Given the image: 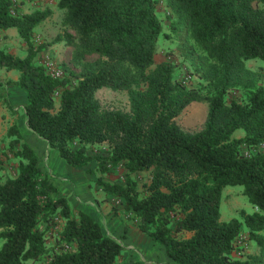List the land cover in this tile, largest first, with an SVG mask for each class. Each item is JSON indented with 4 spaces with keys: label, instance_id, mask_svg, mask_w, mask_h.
I'll return each mask as SVG.
<instances>
[{
    "label": "trees",
    "instance_id": "obj_1",
    "mask_svg": "<svg viewBox=\"0 0 264 264\" xmlns=\"http://www.w3.org/2000/svg\"><path fill=\"white\" fill-rule=\"evenodd\" d=\"M167 5L165 31L157 0H59L70 33L65 43L73 83L54 77L36 59L47 43L35 44L33 31L51 10L22 12L14 0H0V30L14 28L26 44L23 57L0 47V68L18 71L27 126L67 164L84 167L96 160L104 173L123 163L124 183L99 176L97 184L123 202L175 264H264V68L246 65L264 61V0ZM161 37L177 39L170 53L185 55L195 85L175 79L174 62L155 61ZM102 87L125 90L129 109L104 108L95 95ZM230 90L241 98L227 102ZM201 99L208 103L202 127L184 130L175 118ZM239 128L243 135L235 137ZM10 133L18 135L11 145L22 138L15 125ZM103 142L105 155L88 152L89 144ZM14 156L16 175L0 182V264H115L121 242L90 214L73 213L43 173L37 151L22 141ZM141 171L150 173L143 189L133 177ZM236 184L254 209L222 220V190ZM55 217L63 225L49 248L45 232ZM243 228L256 250L235 258L234 239ZM185 231L191 235L180 237Z\"/></svg>",
    "mask_w": 264,
    "mask_h": 264
},
{
    "label": "rangeland",
    "instance_id": "obj_2",
    "mask_svg": "<svg viewBox=\"0 0 264 264\" xmlns=\"http://www.w3.org/2000/svg\"><path fill=\"white\" fill-rule=\"evenodd\" d=\"M59 0H14L15 6L19 11L30 12L35 9H50L51 14L38 24L33 31V40L35 44L47 43L45 48L38 52L37 62L45 67L48 72H55L58 78L68 77L74 83L76 79L70 75V71H75L74 66L70 62L71 48L65 43V38L69 30L63 24L64 9L58 6ZM171 9L167 5V0H157V13L162 20L165 31L169 30L170 20L167 18ZM59 38V40H57ZM177 39L161 37L158 42L157 53L155 54V61L158 62L163 59L170 60L175 63V79L183 82L189 86L195 85L197 79L191 72L189 61L183 53L170 51L176 46ZM0 47L11 52L17 56H25L26 44L18 36L14 28L0 30ZM246 65L254 70L264 68V61L260 59H250L246 61ZM18 76L17 70H6L0 68V182L7 177L15 176L17 173L18 158L14 156L15 150L19 149L20 143L26 141L33 147L39 155V164L43 169V173L48 175L50 180L56 186L63 184H97V178L101 176L105 181L124 183L125 168L123 163L110 167L104 173H100L97 168L96 160H92L84 167H73L67 164L59 157L56 150L49 149L47 144L32 132L27 126L26 117L24 114V97L21 88L16 84L15 80ZM58 95L56 94L57 109L59 106ZM104 108L120 109L127 111L129 109L128 94L125 90H112L110 88L102 87L95 93ZM241 98V93L238 90H230L226 95V101L231 99ZM208 110V103L206 100H193L190 102L181 113L175 118L178 123L186 131L199 130L204 121ZM17 126L18 132L21 134L19 142L11 145V140L16 138L17 134L10 133L12 126ZM243 131L241 128L237 129L234 135L239 136L238 132ZM262 149L264 146L261 147ZM109 147L106 142L94 143L88 145V152L91 155L97 153L106 154ZM240 153L247 155L249 150L246 146H240ZM69 178L67 170L71 173ZM149 171H141L133 174L138 187L143 189L142 184L148 182ZM98 185V184H97ZM109 195V194H107ZM106 196V195H105ZM113 199L114 196L110 195ZM113 208L121 210L125 214L126 220L135 222L133 214L125 210L123 202L119 199H114ZM112 208V209H113ZM244 209L251 212L254 207L247 200L246 196L242 194V185H226L222 190L220 201V218L227 220L233 216H239V210ZM103 227L104 223L101 222ZM63 225V220L60 217H55L52 221L51 228H49L45 235L47 236V246L51 248L54 246L55 238L58 236ZM240 238H236L234 242V249L232 256L235 258H245L247 254L256 250L255 244L247 239L246 229L243 228L239 233ZM180 237H185L184 233L179 234ZM124 235L119 236V241L124 242ZM244 240V241H242ZM137 252L127 251L129 248H124V251L116 258L115 264H125L123 260L130 262L131 259L141 260L146 262L148 250L145 247H137ZM123 253V258L121 254ZM126 253V254H124ZM39 264V263H37Z\"/></svg>",
    "mask_w": 264,
    "mask_h": 264
},
{
    "label": "crops",
    "instance_id": "obj_3",
    "mask_svg": "<svg viewBox=\"0 0 264 264\" xmlns=\"http://www.w3.org/2000/svg\"><path fill=\"white\" fill-rule=\"evenodd\" d=\"M235 133V132H234ZM234 135V134H233ZM237 135V134H236ZM243 135V131L238 132L239 136ZM70 169L67 170L69 178L70 174H74ZM74 181V179H73ZM60 193L63 194L69 201L72 211L76 214L79 210L90 214L100 224L104 223L105 231L119 241V236L124 235V242H121L124 248H129L130 252H137V247H145L148 250L146 262L154 264H175L170 258L167 257L162 244L154 242L147 234L143 233L138 228V220L135 222L126 220L125 214L121 210L113 208L114 199L105 192L97 184H63L57 186ZM106 195V196H105ZM117 199V198H116ZM113 208V209H112ZM103 226V225H102ZM185 237H189L191 232H183ZM123 249L122 251H124ZM126 252V251H124ZM233 252V250H232ZM126 254V253H124ZM127 255V254H126ZM232 255V253H231ZM123 253L119 259L123 258ZM134 259L130 262L123 260L125 264H132Z\"/></svg>",
    "mask_w": 264,
    "mask_h": 264
},
{
    "label": "built area",
    "instance_id": "obj_4",
    "mask_svg": "<svg viewBox=\"0 0 264 264\" xmlns=\"http://www.w3.org/2000/svg\"><path fill=\"white\" fill-rule=\"evenodd\" d=\"M50 73H51V75H53L54 77H58V74H57V73H55V72H50ZM237 238H239V239L241 240L239 234L236 236V240H237ZM236 240H234V242H235ZM242 241H244V240H242Z\"/></svg>",
    "mask_w": 264,
    "mask_h": 264
}]
</instances>
